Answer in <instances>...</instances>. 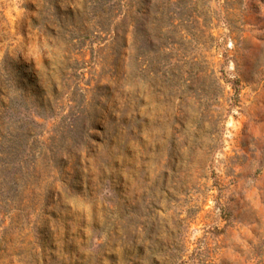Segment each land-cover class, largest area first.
I'll list each match as a JSON object with an SVG mask.
<instances>
[{"label": "rangeland", "instance_id": "obj_1", "mask_svg": "<svg viewBox=\"0 0 264 264\" xmlns=\"http://www.w3.org/2000/svg\"><path fill=\"white\" fill-rule=\"evenodd\" d=\"M0 264H264V0H0Z\"/></svg>", "mask_w": 264, "mask_h": 264}]
</instances>
